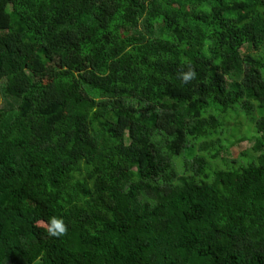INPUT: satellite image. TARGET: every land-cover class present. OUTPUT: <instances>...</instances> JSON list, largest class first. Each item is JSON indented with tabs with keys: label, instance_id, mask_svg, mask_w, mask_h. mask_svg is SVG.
Instances as JSON below:
<instances>
[{
	"label": "trees",
	"instance_id": "trees-1",
	"mask_svg": "<svg viewBox=\"0 0 264 264\" xmlns=\"http://www.w3.org/2000/svg\"><path fill=\"white\" fill-rule=\"evenodd\" d=\"M0 264H264V0H0Z\"/></svg>",
	"mask_w": 264,
	"mask_h": 264
},
{
	"label": "clouds",
	"instance_id": "clouds-1",
	"mask_svg": "<svg viewBox=\"0 0 264 264\" xmlns=\"http://www.w3.org/2000/svg\"><path fill=\"white\" fill-rule=\"evenodd\" d=\"M196 77V72L193 68L189 67L188 71L182 73V79L185 82H188ZM47 233L50 236L59 237L65 234L67 226L64 222L63 217L52 216L50 221L46 225Z\"/></svg>",
	"mask_w": 264,
	"mask_h": 264
},
{
	"label": "rangeland",
	"instance_id": "rangeland-1",
	"mask_svg": "<svg viewBox=\"0 0 264 264\" xmlns=\"http://www.w3.org/2000/svg\"><path fill=\"white\" fill-rule=\"evenodd\" d=\"M142 28L144 29V26H142ZM126 32H129V31L126 29ZM243 49H244L243 51H245V52H252V50L248 46L244 47ZM10 104H11V101H9V100L4 101V99L2 100L3 108H8ZM230 143L231 144H237V145H235V147H233V146H230ZM226 145L230 146V147L227 148L225 152H223L224 155L229 157V158L237 157L239 155L241 149L248 147L247 146L248 141L246 140L245 135H237L234 139L230 140V142H227Z\"/></svg>",
	"mask_w": 264,
	"mask_h": 264
}]
</instances>
